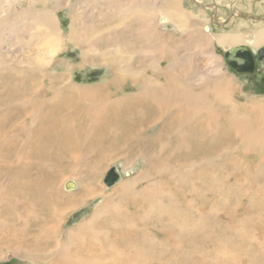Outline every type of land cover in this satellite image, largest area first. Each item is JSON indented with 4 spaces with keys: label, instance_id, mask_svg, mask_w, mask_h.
I'll return each instance as SVG.
<instances>
[{
    "label": "rangeland",
    "instance_id": "374dc122",
    "mask_svg": "<svg viewBox=\"0 0 264 264\" xmlns=\"http://www.w3.org/2000/svg\"><path fill=\"white\" fill-rule=\"evenodd\" d=\"M8 1L1 0L0 3V18L13 17L9 23L12 25L9 27L6 24L3 32L5 41L0 45V124L7 122V127L15 124L11 128L15 131L11 137L0 139V264H264L262 150L255 147L243 150L232 126V129H224L222 132L220 129L210 134L201 118L188 126L191 127L187 138L189 151L175 149L178 139L176 132L171 131L166 122L152 124L154 114L145 108L148 107V103H145L147 100L132 96L137 92L138 85L131 82L132 79L127 75V78L119 76L118 82L121 85L117 84L113 71L110 72L108 66L101 65L96 60V53L84 59L81 46L68 40L72 24L75 35L87 37L90 42L97 32L107 34L114 21L105 17H109L111 10L116 13L124 11L131 0ZM145 1L150 3L149 12L154 14L164 4V0ZM196 1L179 0L180 8L189 19L191 17L189 22L193 20L191 30L173 28L171 24L157 25L163 20L159 13L156 15L157 30L170 41L169 47L177 50V56L172 57L179 63L176 64V70L209 73L213 67L232 81L234 101L242 104L259 98L264 102V61L260 62L257 54L259 50H264V43L256 49L247 47L252 55V63L242 72L232 67L226 54L229 49L217 40L219 35L227 33L245 34V39L253 38L250 34L264 27V0ZM198 8H202L200 11L204 12L203 15L196 12ZM42 10L50 14H47L50 25H57L60 29L63 42L58 53H53L46 64V76L41 75V79L39 72L27 71L30 68L26 66V62L34 56V46L27 43L28 30L39 27ZM137 13L128 11L127 14L132 17ZM206 19L210 22L209 29L207 23L202 25ZM198 27L210 39V43L204 44L203 48H196L200 43L192 38V35L199 33ZM133 28L137 29L139 25L136 24ZM133 28L127 27V34L124 35V49L129 54L142 49L143 44L139 40L128 38L129 31H135ZM21 40H25V43ZM106 47L109 50L114 48L112 44ZM200 49H203L202 52ZM207 53L220 58L221 63L214 58L210 59ZM132 55L126 67L129 71L136 72L140 57L134 53ZM160 65L165 67V61L162 60ZM143 74L151 75L149 71ZM196 78L194 75L189 77ZM28 79L32 81L29 82ZM106 81L108 83L102 90L104 95L113 98L112 100L116 96L121 97L120 95L126 99L123 104L112 102L111 106H107L106 111L116 113L105 119L106 125L98 132L97 137L103 140H95V136L83 140L82 132L87 127L83 114L86 104L79 103L77 95L69 93L65 85L73 83L86 87ZM35 83L41 87L36 101L40 99L43 103L40 105L38 118L35 117L32 122L27 118L30 107L22 108L18 104L37 89ZM53 92L58 93L57 100L50 99ZM125 106H129L127 111L123 110ZM137 109L141 110L142 115ZM159 116L158 114L156 118ZM10 119L13 124L7 121ZM20 120L28 127V130L22 132H27V135L16 130ZM199 121H203L201 125ZM51 127H56L57 132L48 137L47 131ZM0 129L2 136L5 128L2 130L1 126ZM109 129H114V132L108 134ZM135 132L143 136L135 138ZM158 133H161L160 137L155 138ZM164 141L166 147L160 150L159 142ZM7 146L10 153L6 150ZM216 154L218 156L214 162L207 159L209 155ZM153 155L168 163L167 169L160 175L149 165L148 158ZM7 157L10 158L9 163L12 161L11 166L5 162ZM188 158H194V162H197L192 167L191 175L178 169L180 160L189 161ZM233 165H236L234 169ZM121 175L124 180L135 178L136 181L131 182H135L131 187L112 192L115 181ZM206 175H223L224 180L211 189L210 181L204 179L203 188L197 193L186 186L189 179ZM21 182L27 185L20 188ZM47 183L51 187H47L49 191L45 189ZM59 184L61 192L55 191ZM49 192L51 194H47ZM149 195L152 198L157 195V200L165 204L175 203L174 216L160 210L158 204L149 206L154 203L150 201L152 199H148ZM105 201L108 203L107 207L102 206ZM182 213L184 217L188 214L190 218L201 213V226L191 229L187 220L184 226L180 216ZM55 214H60L61 217L58 218ZM192 219L195 220L194 217ZM80 226L83 228L78 230ZM55 227L57 230L53 233ZM73 234H76L74 240L70 241V245L66 244L63 255L56 253L57 245L70 239ZM60 258L63 259L62 262Z\"/></svg>",
    "mask_w": 264,
    "mask_h": 264
},
{
    "label": "bare ground",
    "instance_id": "6f19581e",
    "mask_svg": "<svg viewBox=\"0 0 264 264\" xmlns=\"http://www.w3.org/2000/svg\"><path fill=\"white\" fill-rule=\"evenodd\" d=\"M18 1H20V0H18ZM118 1L120 2L121 0H118ZM118 1H116V2H118ZM0 3H1V0H0ZM163 3L164 4L160 6V10H158L159 11L158 13H159V15L163 21L161 20L162 22L157 23V25L161 24L163 26L166 24H171L173 26V28L189 29V30L192 29L191 22L193 20H191V22H189L191 17L189 19L188 16L185 15V11H183L180 8L179 0H164ZM120 5H121V3H120ZM1 6L2 5L0 4V9H1ZM32 7H33V5H32ZM148 7L151 8L150 3H148L145 0H131L129 6H127V9L124 8V11H120V12L116 13L115 10H111V12L109 13L110 14L109 17H105V16L104 17L106 19L110 18L111 20L114 21L113 27L109 30V32L107 34H101V33L97 34L98 33L97 32L95 34L96 37L94 38V40H92V42H90V40L87 37H84V36L80 37V36L75 35L74 31L72 30V27H73V24H72L71 25V32H69V35H68V40L76 43V45L78 43L81 46V48L83 50L82 55H83L84 59L86 57H90L91 54H93V56H94L96 53V55H98V56H96V58H97L96 60L97 61L99 60L98 62L101 65L103 64V65L108 66L110 69V72L113 71L112 73H113V76L115 77L114 80H116V82L120 81L119 76H121V78H125L126 77L125 75H127L132 79L131 82H134L138 85L137 86V92L134 93V95H132V96H134L136 98H137V96H140V98H142L144 101L147 100V101H145V103H148L149 108L148 107H145V108L150 109L152 114H154V118L151 122L152 124H164L166 122L165 124H167V123L169 124V126H168L169 129L171 131L174 130V132H176L178 139H177V142L175 143V149H177V150L184 149V151H189L190 146L187 143V138L190 135V128L191 127L188 128V126H190L192 124V122L194 120H196L197 118H201L205 122L206 130L209 131L210 134H214V133L218 132L220 129L222 132V131H224V129L229 130V129H232V127H233V130L235 131V133L237 135L236 138H238V140H240V143L242 145L243 150L244 149H252L255 147V149L258 148L259 150H262V152L264 153V102L262 101L263 99L257 98V99H254L252 101L245 102L242 104L237 103L236 101L233 100V87L231 86L232 81L228 78V76L223 75L222 72H218L216 69H213V67L210 69L209 73H206L205 71L194 73V72L189 71L187 69L176 70L177 69L176 64L178 63V61H177V59H173L172 57L177 56L176 55L177 50H176V48H170L169 47L170 41L167 40L166 38H164L163 34L157 30V28L155 26V19H156V15H158V13L154 14V13L149 12ZM110 8L111 7H108V9H110ZM198 9L199 10H197V11L195 10V11L198 12L200 15H203L204 12L200 11L202 8L201 9L198 8ZM119 10H121V9H119ZM128 11H137L138 13L131 17V16H128V14H127ZM8 12H10V11H8ZM40 13L41 14H40L39 18L41 19V21L39 23V27L33 28L32 30L31 29L28 30L29 35H28L27 43L34 46V56L31 57V59L28 62H26V66H28L30 68L29 70H27V69L26 70L27 71L31 70L32 73H34L33 70L37 73L39 72L40 75H38V76H40V78H41V75L46 76V74L44 75V73H45L44 68H45L46 64L48 63V61L52 58V54L59 50L63 40H62V36H61V31L58 28V26L54 25V27H53L50 25V22L47 19V14H49V13H47L46 11H43V10ZM16 19H19V18L16 17ZM12 20H13V17H10V16L9 17L5 16L3 18H0V45L5 41L4 40L5 34L3 32L5 30L6 24H8V26L10 27L12 25V23L11 24H9V23L12 22ZM206 23H207V29H209L210 28L209 27V23H210L209 19L208 20L206 19L205 23H203L202 25L205 26ZM136 24L139 25V28L134 29L133 26ZM224 24H226V22ZM129 26L132 27L135 31H129L130 37H128V38H132L133 40H139L140 42L143 43L142 49H140L138 47L139 49H137L135 52H133L134 55H139V57H140V60L137 62L139 69L136 72L129 71L126 67L127 62L133 57V55H132L133 53L129 54L128 51H126L124 49V42L126 40V39H124V35L127 34L126 29ZM19 28H21V27H19ZM197 30L199 31V33H197L196 36L192 35V38H195L196 40H198V43H200L199 44L200 46H196V48L197 47L203 48L204 44L210 43V39L208 36H206L202 33L203 32L202 28L198 27ZM184 31H185V33L187 32L186 30H184ZM192 32H194V31H192ZM250 35H251V37L253 36V38L245 39V37H244L245 34H230V33L221 34L217 37L218 43L223 45V46H227L226 48L229 49L226 51V54L228 55V59H229V60L228 59L227 60L230 61V64L232 65V67H234V69L237 71L243 72L245 69H248L250 67V65L252 63V58H251L252 55L250 54L247 47L252 48V49H256L257 47H259L261 44L264 43V27L259 29V30L253 31ZM15 36H17V35H15ZM21 42L25 43V40H21ZM131 43H133V42H131ZM108 44H112L114 46V48L109 50L106 47V45H108ZM95 45H98V46L95 47ZM93 48H94V50H93ZM179 48L180 47H178V49ZM182 48H180V49H182ZM202 50L203 49H200V52H202ZM257 54L259 57V61L260 62L264 61V50H259ZM207 56H209L210 59L214 58L220 62V58H216L214 55L212 56V54L207 53ZM162 60L165 61V65H166L165 67H162V65H160V62ZM227 60L225 59L226 62H228ZM214 63L215 62H213V65H214ZM23 69H25V68H23ZM147 71H149L151 73V75L147 76L146 74H143ZM37 73H35V74H37ZM191 75H194L197 78L196 79H189V77ZM160 79H163V80L161 81ZM29 80L30 79H28V81ZM31 81L32 80H30L29 82H31ZM110 81H112V79ZM36 83H35V85L37 86ZM106 83H108V81H106L105 83L98 84V85L86 86V87L85 86L84 87L76 86V85H73V83H69V84L67 83V85H65L66 89L69 90V93H75L77 95V99L79 100V101L78 100L77 101L79 103H85L86 104V107L83 109L84 110L83 114H84L85 119H86L85 123L87 124V127L84 128V132H82V137L80 136L81 139H83V140H87L91 136H95V140L100 139L97 137V135H98V132L104 126L105 119H107V117H111L112 115H115V113H116V112L114 113V111L111 112V110H109L110 112L106 111L107 106L108 105L111 106L112 102L114 104H117V105L123 104V102L126 99L125 96L120 95L121 97L117 98V96H116L115 99L112 100L113 98L110 99L107 95H104L103 94L104 91L102 92V90H103L104 85ZM111 83L113 84V82H111ZM117 84H120V83L118 82ZM31 86H33V85H31ZM40 88L41 87L39 84L37 86V89L32 94H30L29 96H27L24 99V102H23V100H21V103L18 104V107H22V108H23V106L30 107V111L27 114V118L31 119L32 122L35 119V117L38 118L37 114H38L39 110H41L40 105L43 103V101H40V99L38 101H36V98L39 97L37 95H39V92H41ZM193 88H196L197 90H194ZM30 90H31V88H30ZM119 91L120 90H118L117 92H119ZM57 96H59L58 93L53 92L52 97L51 98L49 97V98L52 100L54 98L56 99ZM48 101H49V99H48ZM48 101H45V102H48ZM54 101L55 100H53V102ZM52 104H54V103H52ZM55 104H57V103L55 102ZM128 105H129V103H128ZM42 107H44V105ZM128 107L129 106H125L123 108V110L127 111ZM221 107H223V109ZM137 110H136V113H137ZM138 111L142 115L141 110H138ZM23 114L26 115L25 113H23ZM68 114H70V113H68ZM158 114L160 116L158 118H156ZM11 120L12 119L7 120V121L11 122V124H13V122ZM111 120H114V119H111ZM222 120H224V123H222ZM122 121H123V119H122ZM203 121H199V124L201 125V122H203ZM108 122H110V121H108ZM227 122H228V124H226ZM23 123L24 122L20 120V122L16 126V130L19 131L21 134L27 135L28 134L27 132L22 133L24 130H28L27 125H25ZM119 123H120V121H119ZM14 125L15 124L7 127V122L0 124V127L2 126V130L5 128V131L2 134V136L0 135V139L1 138L7 139L9 136L11 137L12 132L15 131L14 129H11L12 127H14ZM221 125H222V127H221ZM29 126L32 127V125H29ZM124 126H125V123H124ZM42 128L44 130V127H41V129ZM110 128H112V127H110ZM61 130L62 129H60V131ZM92 130H94V131L92 132ZM55 132H57V128L51 127L47 131V136L48 135L53 136ZM113 132H114V129H109V131L107 133L110 134ZM201 132H203V131H201ZM115 133H117V132L115 131ZM75 134H76V132H75ZM160 135H161V133L156 134L155 138L160 137ZM60 136H62V135H60ZM141 136H143V135L135 132V138H140ZM48 137H47V139L49 140ZM28 138H30V137H28ZM58 138L60 139V137H58ZM58 138H56V139L58 140ZM215 138H217V137H215ZM27 139H25V140H27ZM197 139H199V138H196V140ZM67 140H69V137L67 138ZM100 140H103V139H100ZM168 140H166V141H168ZM201 141H202V139H201ZM52 142H53V140H52ZM80 142L81 141L79 140V143ZM23 143H25V142H23ZM44 143H47V141H45ZM60 143H61V141H60ZM76 143H78V141ZM159 143H160V150H162L166 147L165 141L159 142ZM53 145H55V144H53ZM74 145H75V143H74ZM34 148H36V147H34ZM6 150L9 152L8 146L6 147ZM7 151H5V152L7 153ZM74 152H75V150H74ZM203 152H204L203 154H205V150H203ZM75 153L77 154V152H75ZM75 156H77V155H75ZM209 156L210 157L207 159L214 162V160H216L218 154H216L215 156H211V155H209ZM188 157H189V153H188ZM194 158H188L189 161L188 160L187 161H181L180 160L179 166L177 165L179 171L186 172L187 175H191L192 167L196 162V161L194 162ZM9 159L10 158L7 157V160L5 161L7 164L9 163ZM148 159L150 162L149 165H151L155 170H157L158 175H160L159 173H164L163 171H165V169H167L166 166L168 163L161 161V159L159 160L157 155H153L152 157H149ZM11 163H12V161L9 163V166H11L10 165ZM144 163H146V161ZM172 166H173V164H172ZM235 166L236 165L232 166L233 169L235 168ZM175 169H176V167H175ZM31 173H32V171H31ZM227 175H228V172L224 175V177L226 178ZM181 177L183 178V176H181ZM224 177H223V175L221 177L216 176V175H212L209 177V175H206V176H201L200 178H195V179L191 178V179H189L188 182H186V186H190V187H188L190 189V191H193V193H197V192H200L202 190L203 185L205 183L204 179H207L210 181L209 186L211 189H213L215 185H219L220 183L223 182ZM248 177H250V176H248ZM37 178H40V177L37 176ZM42 178L43 177H41L40 179H42ZM195 180H197V183H195ZM242 180H244V179H242ZM133 181H136V179L133 178V179L124 180V178H122V175H121L120 178L115 181L114 186L113 187L111 186L113 188L112 192L119 191L120 188L126 189V187H131V184L135 183V182L131 183ZM63 183H65V181H63ZM53 184H55V183H53ZM3 185H4V183H3ZM25 185H27V184H25ZM25 185L21 182L19 184V187L23 188ZM161 185H163V184H161ZM47 187L51 188V187H49V183H47V185H45V189L49 191V189H47ZM196 187L199 190H197ZM82 188H83V186H82ZM54 189H55V187H54ZM30 190L31 189H29V191ZM55 191L61 192L60 184L56 186ZM81 193H82V191H81ZM47 194H51V192H49ZM77 194H79V193H77ZM167 195L171 196L170 194H167ZM71 196H69V197H71ZM155 196L153 197L155 199H153L152 196H150V195L148 196V199H152L150 201H154V203L149 204V206H158L159 205L160 210L166 212L169 216H174L175 211H176V209L174 207L175 203L173 205L171 203L165 204V203L157 200V195H155ZM1 199L2 198H0V201H1ZM146 200L147 199H145V201ZM9 201H10V199H9ZM102 206L107 207L108 203L105 201ZM149 206H147V207H149ZM190 208H192V207H190ZM260 208L262 209V207H260ZM29 210H30V207H29ZM188 211L189 210H187V213H188ZM55 215L58 218L61 217L60 214H55ZM180 216L182 217V220H183L182 222H184L183 223L184 226L186 223L185 220H187L188 227H190L191 229L199 228V226H201L200 225V220L202 217L201 213H198L197 216H194V215L192 216V217H194L195 220H193L192 217L190 218L188 214H186V216L184 217L183 213H182V215H180ZM80 228H83V227L82 226L78 227V230ZM190 228H188V230ZM56 230H57L56 227L53 228V233H56L55 232ZM75 235L76 234H73V236L71 235L72 237H70V239H66V240L62 241L60 245H57L56 253H61L63 255V250L65 249L66 244L67 243L69 244L70 241H73ZM68 236H69V234H68ZM119 255H121V254H119ZM55 257L57 258V254ZM59 257H60V255L58 256V258ZM60 259L62 262L63 259L62 258H60ZM72 259H73V261H75V258H72Z\"/></svg>",
    "mask_w": 264,
    "mask_h": 264
},
{
    "label": "water",
    "instance_id": "95a60500",
    "mask_svg": "<svg viewBox=\"0 0 264 264\" xmlns=\"http://www.w3.org/2000/svg\"><path fill=\"white\" fill-rule=\"evenodd\" d=\"M262 54V53H261Z\"/></svg>",
    "mask_w": 264,
    "mask_h": 264
}]
</instances>
